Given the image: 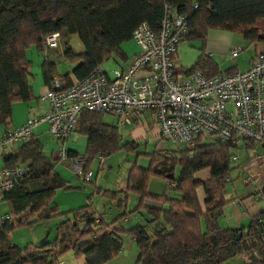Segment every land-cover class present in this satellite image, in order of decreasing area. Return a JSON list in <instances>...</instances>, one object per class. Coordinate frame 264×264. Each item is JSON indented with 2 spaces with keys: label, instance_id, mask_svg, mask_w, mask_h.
Returning <instances> with one entry per match:
<instances>
[{
  "label": "trees",
  "instance_id": "obj_1",
  "mask_svg": "<svg viewBox=\"0 0 264 264\" xmlns=\"http://www.w3.org/2000/svg\"><path fill=\"white\" fill-rule=\"evenodd\" d=\"M165 3L187 16V26L195 34L225 30L240 35L249 44L264 41V0H0V131L9 130L13 103L33 100L26 50L38 47L51 33L77 37L81 49L68 47L63 52L64 61L75 64L71 71L75 80L65 75L67 85H71L112 56L123 59L120 44L129 40L141 23L156 30ZM42 70L46 84L57 74L54 65L47 61L42 63ZM194 71L205 77L218 74L212 61L202 56L187 73ZM102 115V112L83 111L76 121L74 131L87 137L86 150L83 155L67 151L70 157H86L82 176L97 153L110 155L135 147L131 143L120 145L117 125L103 123ZM206 136L199 134L191 149L154 148L147 155L146 168L135 164L129 168L127 189L123 192H138V204L132 212L144 210L148 218L145 224L116 231L108 229L110 223L94 215L89 205L61 212L51 204L56 186L44 183L55 177L57 160L44 152L32 133L14 151L3 156L1 168L21 166L27 173L0 200V214L9 215L7 221L0 223V264H59L60 257L68 251L75 257L82 256L83 264H103L120 249L119 234L134 239L136 264H222L232 258L239 264H264V211L251 217L248 227L239 231L218 226V218L229 202L226 176L232 169L238 146L237 141L211 142ZM176 166L178 175L174 177ZM202 172L207 173L205 178H194ZM150 178L162 180L166 190H173L179 197L147 194L145 187ZM170 182L174 185L170 186ZM31 183H40L41 188L30 190ZM61 185L63 189L72 188ZM197 189L202 190L201 203ZM144 198L158 200L165 208H145ZM125 200L126 195L120 202ZM67 215L72 219L67 234L60 233L58 226L51 241L22 247L10 242L14 228ZM155 222L158 227L150 228ZM236 233L240 234L239 238Z\"/></svg>",
  "mask_w": 264,
  "mask_h": 264
},
{
  "label": "built area",
  "instance_id": "obj_2",
  "mask_svg": "<svg viewBox=\"0 0 264 264\" xmlns=\"http://www.w3.org/2000/svg\"><path fill=\"white\" fill-rule=\"evenodd\" d=\"M188 32L187 16L165 3L156 30L141 23L132 32L130 41L137 51L125 67L107 73L100 64L71 85H67L63 76H53L43 96L47 102L45 111L4 131L0 136V151L22 142L43 123L56 141L55 159L68 161L78 178L82 176L86 157H70L63 142L74 132L83 111L108 113L120 123L129 122L132 114L150 111L159 135L185 149H191L195 138L205 134L231 143L239 139L250 141L264 151V58L256 55L245 70L229 74L205 77L200 71L176 72L172 56ZM66 48L68 45L62 43L59 32L45 36L39 45L44 61L57 57ZM238 51L234 47L230 55ZM104 156L100 152L94 158L101 163ZM26 173L27 169L21 166L0 168V200ZM89 175L87 171L84 178L88 179ZM255 181L247 176L241 183L248 185ZM8 219L7 213L0 214V223Z\"/></svg>",
  "mask_w": 264,
  "mask_h": 264
},
{
  "label": "crops",
  "instance_id": "obj_3",
  "mask_svg": "<svg viewBox=\"0 0 264 264\" xmlns=\"http://www.w3.org/2000/svg\"><path fill=\"white\" fill-rule=\"evenodd\" d=\"M69 36L62 32V43L70 46ZM234 47H238L239 51L234 55H230V50ZM72 48V47H71ZM120 51L123 55V59H118L116 66L119 68H123L127 65L129 57L132 56L136 51V45L129 40L122 42L119 46ZM73 49V48H72ZM74 50V49H73ZM65 49H62V52L55 58L47 60V62L54 65L57 74L61 75L65 79V75L69 74V78L71 77L72 81L75 78L72 76V68L75 64H70L63 59V52ZM256 55L262 56L264 58V41L257 42L255 44H249L242 39V37L238 34L225 31V30H210L204 35L195 34L192 29H189L188 36L186 40L182 41L172 56V61L174 64V71L179 73L188 74L187 71L193 67L196 60L199 57H206L215 65L216 71L218 73L229 74L234 71H242L245 70ZM26 59L30 62V85L33 93V100L29 102H16L11 105V119H10V127L9 129L21 125L26 118H35L45 111L47 107V102L43 98L44 94L48 90L47 84L45 82L44 73L42 70V63L44 62L41 57L39 46H32L25 52ZM102 65V64H101ZM67 83V82H66ZM227 108L229 110H233L232 105H228ZM131 121L123 122L124 124H131L134 127H139L143 122H149L151 126H155L153 113L150 111H146L140 114H132L130 115ZM103 122V120H102ZM105 123V122H103ZM108 124V123H105ZM122 124V123H120ZM118 128V126H117ZM156 128V126H155ZM155 131L158 133L157 128ZM120 139V145H124L127 143L134 144L137 146L135 140L140 137V132L136 129L135 131H131V140L122 142V135L120 134L118 128ZM74 133L81 134L85 136V149L87 145V137L84 133L79 132L78 130L74 131ZM159 134V133H158ZM2 132L0 131V136ZM33 135L36 136L42 144L43 150L44 146L48 144L49 139L52 141L53 146L55 148L56 141L52 139L47 130L45 124L37 125L33 130ZM71 135V134H70ZM68 136L64 140V147L71 153L78 154L75 150H73V146L75 147L77 144L75 142L78 140L77 137ZM208 140L207 136L205 137ZM209 141V140H208ZM135 142V143H134ZM18 144H12L6 146L0 151V168L4 166L3 164V156L11 153L15 150ZM237 148L234 150V157L232 159V169L229 171L226 176V184L228 182H232L231 174L235 173V177L239 178V183L241 185V191L239 193L235 192L234 189L232 192L234 193L231 202L232 205L224 211L223 214L218 218V226L223 229H232V230H241L248 227L251 217L257 215L260 212L264 211V151L263 148L258 144H246L245 140H237ZM249 146V147H248ZM83 153V154H84ZM3 154V155H2ZM138 154V153H137ZM149 154V153H148ZM147 154V155H148ZM52 158L55 159V151L51 154ZM133 164L136 165L135 162ZM132 164V165H133ZM131 165V166H132ZM138 167V166H137ZM147 167V166H146ZM146 167H139L144 169ZM71 166L68 161H57V164L54 167L55 177L49 178L44 184L46 186H56L54 191L51 204H55L61 212H67L71 210H75L77 208L87 206L89 204L85 203V200L89 201L90 197L93 195H98L109 202L108 208H113L117 210L115 213V218L111 221L107 222L102 218V215L97 212L95 208H90L94 211V215L97 217H101L105 223H110L108 229L118 230H127L136 225H140L142 223L139 222L145 221L148 215L144 210L143 212L133 211L138 204L139 194L135 191H125L127 188V176L119 180V182L109 183L107 186L99 184L98 175L99 172H95L89 169V165L87 167V171L90 173L88 179L84 176L76 177L73 171L70 169ZM86 171V173H87ZM111 172V169L108 171ZM128 173V172H127ZM128 175V174H127ZM207 176V173H196L194 175L195 179H203ZM247 176H250L254 179L255 183L244 185L241 183V180ZM76 178V181L73 179ZM73 180V182L70 181ZM84 179V180H83ZM61 184H65L66 186L72 187L71 189H63ZM92 184V191L87 192L86 190L89 188V185ZM226 187V195H227V186ZM41 188L40 183H31L29 185L30 190H37ZM95 188V190H94ZM82 189V190H81ZM245 189V191H244ZM99 191L96 192V191ZM165 183L162 180L156 178H150L145 187V192L147 194L153 196H162L166 195ZM111 192H116L115 194H111ZM199 202L203 201V194L201 189H197L196 191ZM130 194H135L137 199H134L129 202ZM124 195H126V200L124 202H120V200L124 199ZM260 195L263 196L260 199ZM244 199V197H246ZM227 199V198H226ZM142 205L145 208L149 209H164L165 205H163L160 201L144 198L142 201ZM226 206V205H225ZM224 206V207H225ZM141 210V209H139ZM124 213H127L123 218L117 219V217L122 216ZM137 213L141 218L132 219V214ZM69 223L71 224L72 219L71 216L67 217ZM45 223V222H44ZM43 223V224H44ZM127 223V224H124ZM44 232L42 236L34 237L32 236L31 242L28 244H36L40 242H48L47 239L51 236L52 229H48L44 227L42 229ZM65 232L64 234H67ZM44 235V237H43ZM121 235V247L118 250L117 254L107 260V261H116L117 264H136L135 262V254H136V245L134 239L130 235ZM123 236L125 239L123 240ZM43 237V238H40ZM40 238V240H39ZM55 238V237H54ZM53 238V239H54ZM52 239V240H53ZM51 241V240H49ZM87 242L83 243L82 246H86ZM128 254H130L128 256ZM63 264H83V262H67L63 261ZM62 264V263H60ZM222 264H239L236 258H232Z\"/></svg>",
  "mask_w": 264,
  "mask_h": 264
},
{
  "label": "rangeland",
  "instance_id": "obj_4",
  "mask_svg": "<svg viewBox=\"0 0 264 264\" xmlns=\"http://www.w3.org/2000/svg\"><path fill=\"white\" fill-rule=\"evenodd\" d=\"M68 40L70 42V46L74 50L77 51L81 49V44L77 37L69 36ZM117 62H118L117 57L112 56L110 59L102 63V67L107 73H110L111 69L119 68L118 66H116ZM102 120L105 123L118 126L120 134L123 137L122 142L131 140V135H130L131 131H135L136 129L140 132V137L135 140L137 146H135L130 151H127L126 149H121L113 154L105 155L101 163H99L97 159L95 158L91 160V162L89 163V169L93 171V174H95V172L100 173L98 175V180H99V184L101 185L106 184L107 186H109L108 184L112 183L113 181L119 182V180L124 179L127 176V172L129 168L131 167V165L133 164V162H135L136 166L138 167H146L148 164V160H149V157L147 156V154L148 153L150 154V152L154 148L158 150H173L176 148H179V149L184 148L183 145H174L172 143L165 141L155 131L156 129L155 126L154 127L151 126L149 122H143L142 124H140L139 127H134V125H131V124H124V123L120 124V120H118L117 117L111 114H108V113H103ZM129 121H131L130 117H129ZM70 136L77 137L78 139L75 142V144L77 145L75 147L74 146L72 147L73 150H75L78 154L83 155L84 149H85V136L74 133V132ZM207 138L211 142H214L217 140V138L213 135H207ZM56 148H57V145L54 148L52 141L49 139L48 144L44 146V152L47 155H51L53 154V151L56 150ZM0 163H1V158H0ZM110 169H111V172L109 173L108 171ZM173 175L174 177L178 175L177 166L173 170ZM231 177H232V182L230 181L226 184L227 191H228L226 195L227 199L234 197L233 196L234 193L232 192L234 189L236 190L235 192L237 193L241 191V185L239 183V178L235 177V173H232ZM73 179L76 181V178L73 177ZM70 181L73 182L72 179H70ZM91 186L92 184H90L89 188L86 190L88 193L91 192L93 189ZM166 195L169 197L171 196L172 197L177 196V198L179 197L178 194L175 193L171 189H168L166 191ZM245 198H247V196L244 197V199ZM134 199H137V196L135 194H130L128 203L130 204V201ZM232 201L233 200L230 199V201L224 207V211H226V209H228V207L232 205L231 203ZM85 203L89 204L92 208H95L97 212L102 215V218L105 221L109 222L113 218H115V215H116L115 213L117 212V210H114L113 208H108L109 202L103 199L102 197L98 195H93L92 197H90L89 201L85 200ZM138 212L140 213L143 211L138 210ZM132 215H133L132 219L136 220L135 216L137 217V219L141 218L140 216H137L139 215L137 213H134ZM70 216L71 215H67L65 217L64 216L54 217V218L47 220L45 223L43 222L44 224L34 223L30 226H21V227L14 228L9 235L10 242L12 244L22 247L31 242L32 236L34 237L42 236V234L44 233L42 229H44V227L47 228V230L52 229L51 236L48 237L47 241L52 240L54 237H56V229H57L56 227L58 226H60L59 228L60 233L64 234L65 232H69V228H70L69 221L66 223H63V222L67 219V217H70ZM147 218L148 217H146V219ZM139 222L142 224H145L144 220L141 221V219H139ZM124 224H127V223H124ZM157 227H158V222L151 223L150 228H157ZM43 237H40V238H43ZM124 239H125V236H123V240ZM129 255L130 254H128V256ZM61 260L67 261V262H70V261L78 262L79 261L81 263L83 262V257L82 256L75 257L71 251H68L60 257V263L63 264ZM119 263L120 261L118 262V264ZM103 264H117V262L116 261H106Z\"/></svg>",
  "mask_w": 264,
  "mask_h": 264
},
{
  "label": "water",
  "instance_id": "obj_5",
  "mask_svg": "<svg viewBox=\"0 0 264 264\" xmlns=\"http://www.w3.org/2000/svg\"><path fill=\"white\" fill-rule=\"evenodd\" d=\"M169 177H171V175ZM239 235H240L239 233H236V235H235L236 238H239Z\"/></svg>",
  "mask_w": 264,
  "mask_h": 264
}]
</instances>
